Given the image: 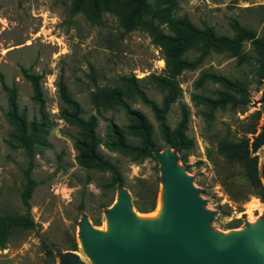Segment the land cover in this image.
I'll return each instance as SVG.
<instances>
[{
    "label": "rangeland",
    "instance_id": "1",
    "mask_svg": "<svg viewBox=\"0 0 264 264\" xmlns=\"http://www.w3.org/2000/svg\"><path fill=\"white\" fill-rule=\"evenodd\" d=\"M72 2L0 0V75L8 87L15 88L19 113L39 128L31 171L35 186L29 199L30 216L36 226L16 232L0 247V264H67L62 257L68 252L83 264H93L81 246L79 222L84 216L91 226L102 231L107 221L105 211L116 202L117 190L104 186L108 173L83 166L77 160L73 144L77 128L66 122L59 111V77L79 102L81 116L95 117L97 149L119 166L132 211L150 218L157 208L139 212L132 206V193L142 189L139 180L157 189L155 206L162 199L160 164L156 157L153 154L136 157L109 145L115 140L114 126L123 129L128 143L136 142L124 128L128 124L124 111L97 108L91 99L96 88L115 85L121 75H134L147 96L159 103L163 93L149 76L164 74L162 53L142 29L127 31L121 27L109 9L93 21L76 12ZM148 2L153 8L158 0ZM176 6V16H186L199 27L210 25L218 34L232 35L229 26L232 19L256 32L264 27V0H176ZM209 68L223 74L250 73L247 67L237 68L234 58L227 53H210L196 68L185 69L176 77L180 93L170 105L166 123L173 127L179 120L180 105L187 107L186 132L193 139V146L184 161L176 152V163L190 176L201 200L199 207L212 213L208 229L225 235L242 231L264 218V201L246 186L240 168L218 153L216 144L226 133L232 138L239 137L251 123L252 115L259 112L257 130L248 133V137L250 152L258 156L264 184V142L255 145L264 125V102L260 101L264 84L259 90L254 84L250 86L246 106L218 109L211 118H205L204 107L196 96H211L213 85L206 83L199 87L195 80L201 70ZM22 69L40 77L42 112L31 99V86ZM129 105L147 117L158 144L165 147L149 108L138 100H130ZM8 110L7 96L0 86V214L24 212L20 193L26 158L13 137ZM46 248L52 250L51 256L46 254Z\"/></svg>",
    "mask_w": 264,
    "mask_h": 264
},
{
    "label": "trees",
    "instance_id": "2",
    "mask_svg": "<svg viewBox=\"0 0 264 264\" xmlns=\"http://www.w3.org/2000/svg\"><path fill=\"white\" fill-rule=\"evenodd\" d=\"M72 7L76 12L83 13L88 19L97 21L105 9H109L125 30L142 29L151 41L157 45L164 60V74H151L152 84L162 91L159 103L149 98L139 86V79L134 75H121L117 83L110 87H98L91 94L95 107L103 109L120 108L124 111L128 124L124 127L135 137V143H128L123 129L113 127L115 140L109 145L127 150L136 157L152 156L151 147L161 149L154 137L153 127L147 117L139 110L129 105L130 100H138L149 108L157 121L160 137L165 146H170L179 153V159L185 160L186 152L193 146V139L187 134L189 112L184 104L180 105V116L177 123L170 127L166 123V115L170 105L179 96L180 88L176 77L185 69H194L200 65L210 53H227L234 58L235 66L240 70L247 67L250 73L239 75L223 74L209 68L201 70L195 83L201 87L212 84V95H199V103L203 105L202 114L211 118L213 112L227 107L246 106L250 101V86L256 89L264 84V27L256 32L248 26L241 25L236 19L229 22L231 36L218 34L207 24L201 27L193 24L186 16L175 15L176 0H158L152 8L148 0H73ZM191 56V57H190ZM22 75L30 83L31 99L42 112L44 98L40 85V77L22 69ZM0 86L5 92L9 104L8 116L14 127L13 137L23 148L26 167L23 170L24 184L20 193L23 213L5 212L0 214V247H4L9 238L16 232L32 229L36 226L30 216L29 199L35 181L31 176L33 169V146L39 128L35 122H28L24 114L19 113L14 86L8 87L0 75ZM57 93L60 100L61 117L77 128L73 144L77 152L78 162L87 167H94L108 173L104 186L116 189L117 184L124 185L125 178L119 166L104 158L97 149L95 134L96 119L94 116H81V106L71 95L62 77L57 82ZM260 113L252 115V121L237 138L228 133L216 141L217 151L229 164L240 168L241 176L250 187L252 193L264 201V184L258 170V156L249 149L248 133L257 130ZM141 190L132 193V206L139 212L154 209L157 189H151L144 180H139ZM75 247V246H74ZM46 254L51 256L52 250L46 248Z\"/></svg>",
    "mask_w": 264,
    "mask_h": 264
},
{
    "label": "water",
    "instance_id": "3",
    "mask_svg": "<svg viewBox=\"0 0 264 264\" xmlns=\"http://www.w3.org/2000/svg\"><path fill=\"white\" fill-rule=\"evenodd\" d=\"M261 142L264 125L255 145ZM150 150L160 164L163 215L135 219L129 193L117 184L116 202L105 211L108 233L95 229L84 216L79 222L81 246L93 264H264V218L225 235L208 229L212 213L199 207L190 176L176 163V150ZM62 258L67 264H83L70 252Z\"/></svg>",
    "mask_w": 264,
    "mask_h": 264
},
{
    "label": "bare ground",
    "instance_id": "4",
    "mask_svg": "<svg viewBox=\"0 0 264 264\" xmlns=\"http://www.w3.org/2000/svg\"><path fill=\"white\" fill-rule=\"evenodd\" d=\"M158 202V201H157ZM158 206H155V208H156V211L153 213V216L152 217H150V218H146V216H142V214L140 215V213L138 214V213H134V216H135V219H137V220H157V219H159V218H161V216L163 215V202H160V200H159V203L157 204ZM154 211V210H153ZM135 212V211H134ZM147 214V213H146ZM150 215V214H149ZM152 215V214H151ZM102 230V229H101ZM104 233H108V221H106L105 223H104V228H103V230H102ZM90 260H92L91 258H90ZM91 262V261H90ZM92 262H93V260H92Z\"/></svg>",
    "mask_w": 264,
    "mask_h": 264
}]
</instances>
